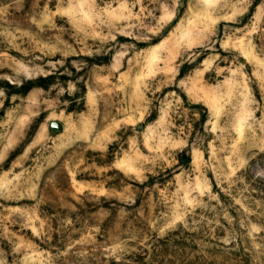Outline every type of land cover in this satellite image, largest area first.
Returning <instances> with one entry per match:
<instances>
[{
	"label": "rangeland",
	"instance_id": "1",
	"mask_svg": "<svg viewBox=\"0 0 264 264\" xmlns=\"http://www.w3.org/2000/svg\"><path fill=\"white\" fill-rule=\"evenodd\" d=\"M0 264H264V0H0Z\"/></svg>",
	"mask_w": 264,
	"mask_h": 264
},
{
	"label": "water",
	"instance_id": "2",
	"mask_svg": "<svg viewBox=\"0 0 264 264\" xmlns=\"http://www.w3.org/2000/svg\"><path fill=\"white\" fill-rule=\"evenodd\" d=\"M54 125L57 126V127H60L61 126V124L58 123V122H54Z\"/></svg>",
	"mask_w": 264,
	"mask_h": 264
}]
</instances>
